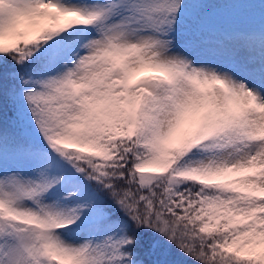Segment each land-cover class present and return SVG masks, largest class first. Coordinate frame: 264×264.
<instances>
[{
    "label": "snow or ice",
    "instance_id": "6c2138e0",
    "mask_svg": "<svg viewBox=\"0 0 264 264\" xmlns=\"http://www.w3.org/2000/svg\"><path fill=\"white\" fill-rule=\"evenodd\" d=\"M0 264H264V0H0Z\"/></svg>",
    "mask_w": 264,
    "mask_h": 264
}]
</instances>
